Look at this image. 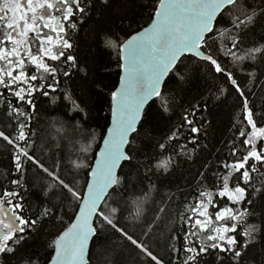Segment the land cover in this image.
Returning <instances> with one entry per match:
<instances>
[{"label": "snow or ice", "instance_id": "1", "mask_svg": "<svg viewBox=\"0 0 264 264\" xmlns=\"http://www.w3.org/2000/svg\"><path fill=\"white\" fill-rule=\"evenodd\" d=\"M128 3L0 0V117L9 127L16 126L11 135L0 130V138L11 146L12 163L10 172L0 171V177H11L0 188V264H12L27 238L46 223L62 225L65 204L77 210L74 222L49 245L54 249L50 264H90V244L109 231L134 250L131 264H165L158 247L169 254L170 264H264V208L258 207L264 202V91L249 87L264 86V0H152L151 24L136 34L125 33L129 38L121 40L120 26L110 28L104 13L123 17ZM97 12L94 31L102 46L116 53L123 75L119 87L110 91L111 127L98 159L94 164L86 159L89 145L80 149L82 157L69 161L77 173L88 171L82 191L75 176L66 180L60 175L58 157H50L49 163L36 155L33 120L37 100L47 97L56 104L61 99L52 95L61 90V77L87 80L88 67L74 54L75 41L69 33L75 34ZM185 55L196 58L195 73L183 66ZM198 73H211L222 86L187 108L179 105L182 123L170 130L167 140L191 136L161 162H150L156 157L149 155L153 129L147 121L151 118L159 124L170 119L178 103L177 91L182 95ZM104 87L102 81L94 83L95 94L102 95ZM63 92L68 111L86 121L87 105L82 106L67 86ZM231 95L236 96L242 117L233 114L228 155L215 164L204 159L194 182L195 203L184 205L179 229L164 207L149 215L146 199H137L130 211L125 192L138 187L152 193L157 188L153 176H174L182 162L194 164L210 151L209 137L215 129L210 109ZM153 98L160 101L155 112L145 109ZM156 146L163 150L165 143L157 141ZM33 170L36 175L30 178ZM36 189L41 193L40 211L32 216L26 198ZM232 205H242L243 210ZM210 207L215 211L210 212ZM249 216L256 222L238 232L237 225ZM129 225L140 226V235L130 232ZM257 250L259 260L254 255ZM124 252L116 245L109 264H117Z\"/></svg>", "mask_w": 264, "mask_h": 264}, {"label": "trees", "instance_id": "2", "mask_svg": "<svg viewBox=\"0 0 264 264\" xmlns=\"http://www.w3.org/2000/svg\"><path fill=\"white\" fill-rule=\"evenodd\" d=\"M152 13V0H129L125 16L119 17L115 12H105L104 17L108 21V26L113 30H117V26H120V39L124 40L129 38L125 33L135 34L149 25L153 18ZM98 18L99 13L97 12L93 17L85 20L82 25H79V30L75 34L69 33L72 40L75 41L74 54L79 57L82 66L86 64L88 67L89 76L87 80H82L77 75H74L67 81L61 77V90L52 94L59 95L61 99L56 104H52L49 98L41 97L36 101L37 115L33 120L34 130L37 131L36 155L49 163L51 162L50 157H58L62 161L60 175L66 180L75 176L79 180V187L82 191L85 189V178L88 176V171L81 169L77 173L69 161L82 157L84 154L80 149L90 145L86 159L93 163L110 120V91L114 90V87H117L121 69V67H117L116 53L103 47L101 38L94 31L96 27L94 20ZM33 51H35V47ZM181 60L184 67L193 73L196 72V58L186 55ZM25 62L26 65L30 64L27 59H25ZM48 62L53 63L51 61ZM105 66H109L107 70H105ZM177 67H181V65L178 64ZM243 79L242 77V82ZM98 81H102L105 85L103 94L99 96L95 94V89L93 88L94 83ZM217 85L222 86L221 80L219 78L214 80L211 73L207 76L204 73L196 74L191 85L183 90L182 95L179 93V90L177 91L178 103L175 107L174 115L170 119L159 124H156L151 118L147 121L146 126L153 129V145L149 146V155L155 154L156 157L155 160H150V162H161L163 157L172 155L173 151L181 143H187V137L191 136L190 133H186L185 138L179 141L173 140L169 142L167 140L170 130L182 123L183 108L179 105L183 104L184 108H187L189 104L199 102L201 96L210 94ZM65 86L68 87L72 96L82 106L87 105L89 116L86 121L80 120L78 115H74V113L68 111L69 105L64 100L65 94L63 92V87ZM249 87H253L258 93L264 91V86L262 85L252 84ZM229 90L231 92V89ZM13 102L15 103V101ZM159 103V98H155L146 110L150 108L155 112ZM237 103L236 96L231 95L225 103L211 107V118L214 120L215 129L209 137L210 151L204 153L203 158H198L194 164L182 162L181 167L174 176L170 175L168 178L153 176L152 182L156 184L157 188L152 193H149L146 188L144 192H141L138 187L125 192L124 197L129 201V210L134 211V202L137 199H146L148 201L146 211H149V215L155 212L157 208L164 207L167 209L165 215L175 224L176 229H179L182 223L180 216L185 211L184 205L186 203H195V201L191 200V197L197 195L194 182L198 171L201 170L204 159H209V162L215 164L221 157H227L228 155V145L232 138L233 114L235 113V117H242L241 111L236 108ZM78 123L82 125L79 129L76 128ZM15 128L14 124L9 127L3 122V118L0 117V130L4 131L5 134L11 135L15 132ZM157 141L165 143L163 150H160L156 146ZM41 143H43V147H40ZM189 147L191 148L192 145H189ZM218 149L219 151H217ZM138 155L143 159V153H138ZM11 168V146L7 145L0 138V171L8 170L10 172ZM123 171L128 172L129 169L123 167ZM34 175L36 173L33 170L29 176L31 178ZM10 178V175L7 178L0 177V188L7 184ZM141 180L142 183H146L144 177H141ZM173 193L175 195L169 200L167 198L168 195ZM216 199H219V197H216ZM224 199L226 200L227 198ZM40 203V190H33L31 195L26 198V205L30 206V214L32 216H35L40 211ZM232 207L243 210L242 205H232ZM258 207L264 208V202L258 205ZM76 210L75 205L69 207L65 204L63 224L53 225L52 223H46L38 232L27 238L24 247L20 250L17 259L12 264H25V262L26 264H32L33 260H36L38 264H47L54 253V249L49 245L57 234L70 226L74 220ZM209 211L214 212L215 209L210 207ZM255 222L256 218L249 216L243 223L237 225V231L240 232L246 225H251ZM128 230L136 236H139L141 233L140 226L138 225L135 227L129 225ZM113 241L115 244H113ZM116 245L125 250L124 255L117 258V264H131L129 257L135 256L134 250L131 246L127 245V242L120 240L117 233L111 231L107 232L100 240H95L94 238V243L91 245L89 254L90 264H109V253ZM157 252L163 258L165 264H170L168 260L169 254L162 247H158ZM258 252L259 250L254 252V255L259 260Z\"/></svg>", "mask_w": 264, "mask_h": 264}, {"label": "water", "instance_id": "3", "mask_svg": "<svg viewBox=\"0 0 264 264\" xmlns=\"http://www.w3.org/2000/svg\"><path fill=\"white\" fill-rule=\"evenodd\" d=\"M154 18V17H153ZM152 18V19H153ZM151 22H152V20H151ZM151 22L149 23V25L151 24ZM149 25H147L146 27H148ZM145 27V28H146ZM144 29V28H143ZM142 29V30H143ZM142 30H140V31H142ZM136 34V33H135ZM186 56V55H185ZM121 65H122V61H121ZM123 75V71H122V67H121V69H120V75H119V80H120V76H122ZM119 80H118V84H117V87H119ZM154 99L155 98H153L152 100H150V101H148V103L145 105V109H147V107L154 101ZM111 127V118H110V120H109V124H108V127L106 128V130H105V134H104V136H103V138H102V140H101V142H100V145H99V148H98V150H97V152H96V155H95V158H94V161H93V164L96 162V160L98 159V153L100 152V151H102L103 150V139H105V138H107V129L108 128H110ZM138 128H139V125H138ZM134 135V134H133ZM123 165V164H122ZM118 173H119V170H118ZM73 222H74V220H73ZM91 245L92 244H90V247H89V254H90V248H91ZM53 255H54V253H53ZM51 260V259H50ZM50 260H49V262L47 263V264H50Z\"/></svg>", "mask_w": 264, "mask_h": 264}]
</instances>
